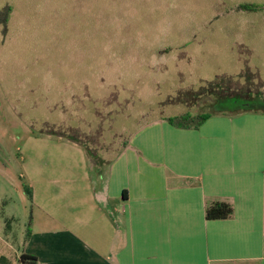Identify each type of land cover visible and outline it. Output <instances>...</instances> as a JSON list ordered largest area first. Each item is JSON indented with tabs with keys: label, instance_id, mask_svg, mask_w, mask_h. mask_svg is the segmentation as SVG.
I'll return each mask as SVG.
<instances>
[{
	"label": "rangeland",
	"instance_id": "obj_1",
	"mask_svg": "<svg viewBox=\"0 0 264 264\" xmlns=\"http://www.w3.org/2000/svg\"><path fill=\"white\" fill-rule=\"evenodd\" d=\"M243 2L264 5L0 0V9L12 8L7 24H0V257L17 264L38 207L48 209L50 195L60 193L67 165H78L76 174L83 175L82 157H71L70 142L50 131L78 128L73 132L92 135V143L101 135L103 143L115 141L114 135L123 141L161 116L231 114L246 105L263 111L264 91L258 99L229 95L240 86L257 89L260 81L264 90V45L251 57L255 38H264V20H254L253 29L237 38L246 28L243 16L264 13L236 12ZM190 56L195 63L186 72L178 65ZM211 82L217 87L210 95L184 94ZM68 86L77 92L79 107L88 108L83 119L73 117L65 102ZM103 151L93 152L101 157Z\"/></svg>",
	"mask_w": 264,
	"mask_h": 264
},
{
	"label": "crops",
	"instance_id": "obj_2",
	"mask_svg": "<svg viewBox=\"0 0 264 264\" xmlns=\"http://www.w3.org/2000/svg\"><path fill=\"white\" fill-rule=\"evenodd\" d=\"M244 3L262 5L237 3L235 11L264 13L241 10ZM259 19L243 16L237 38ZM254 43L253 58L264 38ZM194 61L178 67L187 72ZM69 87L65 102L83 119L88 108ZM175 116L152 119L123 141L102 143L100 135L92 143L85 133L93 150H104L96 163L61 136L71 157H82L83 175L67 165L60 193L48 209L38 207L18 256H36L37 264H264V111L211 114L190 129L172 125ZM218 201L231 204L232 215L208 219L207 206Z\"/></svg>",
	"mask_w": 264,
	"mask_h": 264
},
{
	"label": "trees",
	"instance_id": "obj_3",
	"mask_svg": "<svg viewBox=\"0 0 264 264\" xmlns=\"http://www.w3.org/2000/svg\"><path fill=\"white\" fill-rule=\"evenodd\" d=\"M239 8L241 10L254 11V10H262V9H264V6L258 5V4L244 3V4H241L239 6ZM11 11H12V8L10 5H5L3 8L0 9V24L1 23L5 24V25L7 24L9 17H10V14H11ZM241 75H243V74H241ZM216 87H217V84H214L213 82H211V83L207 84L206 86H202L200 89H198V91H187L184 94H187V95L190 94V99L196 98L197 95L200 98L201 96L212 94L215 91ZM247 88H250V87L247 86ZM237 89H238L237 91L230 92V94H229L231 96V98L234 100H239V97H241L242 99H246V98L258 99V97L260 96L259 94L263 93V91H264L261 81H260L259 88H257V89L251 88L248 92L244 91L242 89V86H240ZM260 89H262V90H260ZM224 95H226V94H224ZM224 95H221V97H223ZM227 97H228V95H227ZM176 99L184 100V98L182 99V97H180V96H178ZM188 101L189 100H187L186 102H188ZM260 101L264 102L263 99H260ZM262 104H264V103H262ZM249 106L250 105L243 106V108H240L237 110H232V112L235 113V112H238L239 110H249L248 108L251 107V106L250 107ZM254 109L256 110L257 108H254ZM263 111H264V109H263ZM210 116H211V113H196V114L185 113V114L177 115L175 117H170V118H168V120L174 126H177L180 128L190 129V128H198ZM50 132L59 134L60 136H63L65 138H68L74 142H77V143L85 146L88 150L90 157L92 158V161L94 163L98 162L99 157L96 156L95 152H93L94 150L90 147L88 137L80 135V134L73 132V131L65 132L63 130H52ZM28 191L30 192V190H28ZM233 211H234V209H233L231 204H229L227 202L218 201V202L211 203L207 206L206 216L208 219H225V218L230 217L232 215ZM10 222H11L10 220H6V226L7 227L10 226ZM29 231H30V229H28V232ZM37 261H38V259L36 256L29 255L26 253H22L19 256V258L17 259V264H37ZM0 264H11V261L6 256H1L0 257Z\"/></svg>",
	"mask_w": 264,
	"mask_h": 264
}]
</instances>
